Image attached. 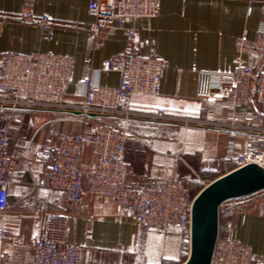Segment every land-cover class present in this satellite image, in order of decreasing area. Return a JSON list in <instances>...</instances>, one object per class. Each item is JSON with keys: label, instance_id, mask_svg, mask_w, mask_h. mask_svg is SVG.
Returning a JSON list of instances; mask_svg holds the SVG:
<instances>
[{"label": "crops", "instance_id": "1", "mask_svg": "<svg viewBox=\"0 0 264 264\" xmlns=\"http://www.w3.org/2000/svg\"><path fill=\"white\" fill-rule=\"evenodd\" d=\"M26 13L35 17L48 14L54 23L53 37L46 39L36 24L22 20ZM93 21L87 0H0V57L12 51L73 58L65 98L75 101L86 77L95 78L102 86H118L117 71L100 72L110 56L133 52L156 56L167 65L159 93H135L120 105L139 112L164 110L180 117L194 116L201 108L202 101L190 96L193 90L220 93L203 84L200 71L232 70L245 62L255 65L258 73L264 72V57L240 56L236 48L237 38L252 41L258 37L264 22V0H159L157 16L134 22L135 42L123 31L106 28L94 36L90 32ZM131 25L126 22V26ZM4 115L11 132L7 152L16 168L7 213L0 215V229L6 227L28 241L41 233L48 214L63 213L67 208L66 192L38 186L48 173L39 158L41 145L49 139L58 141L59 135H90L110 117L83 118L28 109H6ZM115 123L126 136L130 185L154 187L175 180L185 183L196 196L210 182L236 168L235 161L224 158L229 141L239 134L124 117H116ZM97 163L98 156L86 146L82 185L88 208L71 219L70 234L71 242L80 248L81 264H183L189 257L190 238L180 227L172 225L165 232L147 229L132 214L119 216L112 197L88 192ZM210 174L215 177L194 188L195 180L204 182ZM260 193L227 202L224 233L232 231L264 263V212L259 209L263 198H256ZM10 253L12 246L0 238V264L9 260Z\"/></svg>", "mask_w": 264, "mask_h": 264}, {"label": "built area", "instance_id": "2", "mask_svg": "<svg viewBox=\"0 0 264 264\" xmlns=\"http://www.w3.org/2000/svg\"><path fill=\"white\" fill-rule=\"evenodd\" d=\"M87 2L94 18L90 26L94 36L106 28L123 31L132 42L137 40L134 22L153 18L159 12V0ZM22 20L36 24L46 39L53 37L54 23L48 14L35 17L26 13ZM127 21L132 25L126 26ZM236 48L240 56L250 54L263 58L264 22L255 40L237 38ZM73 67V58L69 56L41 52L9 51L0 57V215L7 213L9 187L16 168L15 160L7 152L11 132L9 125L4 123L6 109L59 111L79 114L83 118L96 114L165 121L239 134L229 141L224 159L235 161V169L251 163L264 166V72L258 73L255 65L242 62L232 70L200 71L203 84L220 93L211 95L207 90H193L190 96L200 99L202 105L191 117L170 115L164 110L139 112L121 107V101L135 93H159L161 76L167 65L156 56L135 52L110 56L100 72L117 71L120 75L118 86H102L95 78L86 77L81 81L79 99L69 101L65 98V88L72 78ZM125 143L123 131L102 125L91 135H59L58 141L49 139L42 144L39 158L47 166L48 173L38 181V186L66 192L67 208L63 213L48 214L41 233L28 241L2 227L0 238L12 246L9 260L2 264H81L80 248L71 242L70 234L71 219L88 208L87 192L82 185L86 174L82 154L86 146H91L98 156L97 168L90 175V194L112 197L119 216L132 214L147 229L165 232L176 225L190 238L195 196L185 183L175 180L154 187L130 185ZM259 209L264 212V198ZM212 264L264 263L231 231L227 237L220 235Z\"/></svg>", "mask_w": 264, "mask_h": 264}, {"label": "water", "instance_id": "3", "mask_svg": "<svg viewBox=\"0 0 264 264\" xmlns=\"http://www.w3.org/2000/svg\"><path fill=\"white\" fill-rule=\"evenodd\" d=\"M89 117L108 116L91 114ZM263 191L264 166L257 163L234 169L206 185L193 200L190 253L183 264H212L215 247L220 237L222 205Z\"/></svg>", "mask_w": 264, "mask_h": 264}, {"label": "trees", "instance_id": "4", "mask_svg": "<svg viewBox=\"0 0 264 264\" xmlns=\"http://www.w3.org/2000/svg\"><path fill=\"white\" fill-rule=\"evenodd\" d=\"M115 119H116V117H110V119H105V120H103V123L105 124V125H107V126H110V127H117V128H119V126H117V124L115 123ZM96 124H98V123H96ZM226 133H229V132H226ZM92 134V133H91ZM90 134V135H91ZM233 134V133H232ZM195 182V181H194ZM263 198V197H262ZM230 202V201H229ZM227 204V203H226ZM225 204V205H226ZM224 208H225V206H224ZM224 208H222L221 209V220H220V227H221V229H220V235H221V237H227L228 235H229V233H230V231H227L228 232V234H227V232H225L224 233V225H225V222H224V214H225V209ZM224 209V210H223Z\"/></svg>", "mask_w": 264, "mask_h": 264}, {"label": "rangeland", "instance_id": "5", "mask_svg": "<svg viewBox=\"0 0 264 264\" xmlns=\"http://www.w3.org/2000/svg\"><path fill=\"white\" fill-rule=\"evenodd\" d=\"M213 177H215V175H213V174H210L209 176L206 175V176H205V180H204V182L201 181V182L198 183V181L195 180V182H193L192 185H193V186L195 185L194 188L197 189V187H199V186H200V187L203 186L205 183H207V181H210ZM262 197L264 198V192H261L258 196H256V198H262ZM239 200H240V199H239ZM228 202H229V201H228ZM226 203H227V202H226ZM226 203H225V204H226ZM225 204L222 205L221 209L224 208ZM223 210H224V209H223ZM220 214H221V212H220ZM220 216H221V215H220Z\"/></svg>", "mask_w": 264, "mask_h": 264}]
</instances>
